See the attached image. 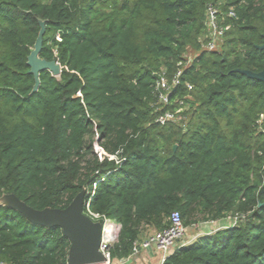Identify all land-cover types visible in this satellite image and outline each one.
Returning a JSON list of instances; mask_svg holds the SVG:
<instances>
[{
  "label": "trees",
  "instance_id": "obj_1",
  "mask_svg": "<svg viewBox=\"0 0 264 264\" xmlns=\"http://www.w3.org/2000/svg\"><path fill=\"white\" fill-rule=\"evenodd\" d=\"M208 5L227 27L218 51L201 49ZM40 23L60 74L33 91ZM263 44L264 0H0V198L65 209L83 191L85 215L120 226L113 261L172 212L184 226L243 215L163 264H264V83L240 73L264 70ZM162 70H181L167 104ZM69 245L0 204V262L66 264Z\"/></svg>",
  "mask_w": 264,
  "mask_h": 264
},
{
  "label": "water",
  "instance_id": "obj_2",
  "mask_svg": "<svg viewBox=\"0 0 264 264\" xmlns=\"http://www.w3.org/2000/svg\"><path fill=\"white\" fill-rule=\"evenodd\" d=\"M43 33L44 26L40 23V31L26 61L29 73L33 75L35 82L33 91L38 87L40 72L48 71L54 77L60 74V67L55 61H46L39 57ZM259 48H264V44ZM240 73L264 83V70L258 73L249 71H240ZM83 196V191L77 194L65 209L35 210L12 194L2 195L0 204L18 211L32 224L45 228L59 227L70 244L66 264H95L104 260L99 251L101 222L94 221L83 213Z\"/></svg>",
  "mask_w": 264,
  "mask_h": 264
},
{
  "label": "built area",
  "instance_id": "obj_3",
  "mask_svg": "<svg viewBox=\"0 0 264 264\" xmlns=\"http://www.w3.org/2000/svg\"><path fill=\"white\" fill-rule=\"evenodd\" d=\"M228 16H234L233 12H229ZM204 25L206 28L205 40L201 42V49L206 51H218L222 45V37L224 31L227 29L222 28L219 24L218 10L212 5H208L205 11ZM191 61V57L186 58L187 64ZM181 70H178L176 74L169 81L165 76V71L162 70L157 76L154 85V93L157 97V101L161 104L168 103V97L172 93L179 81ZM188 90H191L190 85H186ZM181 104V103H180ZM183 112V109L176 108L173 112L167 111L158 117L157 122L163 124L168 121L175 122L178 120V115ZM94 221L98 216L93 215ZM227 219V220H226ZM224 221L225 226H234L238 222L244 219L243 215L235 214L232 217H227ZM214 222V221H211ZM109 226L111 235L106 236L105 227ZM119 224H116L108 219L101 221V237L99 244V251L104 257V260L95 264H116L111 255L109 248L115 242L117 234L119 232ZM213 230V232L223 228ZM188 244L186 241V228L183 224L182 218L178 212H172L168 218V225L162 230L154 231L151 234L146 235L142 239H138L132 247L130 257L137 256L141 251L157 252L160 255L159 264H163L166 257L177 247ZM0 264H5L0 262Z\"/></svg>",
  "mask_w": 264,
  "mask_h": 264
},
{
  "label": "rangeland",
  "instance_id": "obj_4",
  "mask_svg": "<svg viewBox=\"0 0 264 264\" xmlns=\"http://www.w3.org/2000/svg\"><path fill=\"white\" fill-rule=\"evenodd\" d=\"M187 57H193V53L189 52ZM95 151H100L98 145L94 142ZM233 215L229 216L232 217ZM227 220V219H226ZM221 221V220H220ZM226 223V222H225ZM218 221H201L198 218L192 220L191 224L185 225L186 228V241L187 243L193 242L198 236L203 234H211L213 230L218 229ZM148 235V233H147Z\"/></svg>",
  "mask_w": 264,
  "mask_h": 264
},
{
  "label": "crops",
  "instance_id": "obj_5",
  "mask_svg": "<svg viewBox=\"0 0 264 264\" xmlns=\"http://www.w3.org/2000/svg\"><path fill=\"white\" fill-rule=\"evenodd\" d=\"M219 228L225 227L226 223L224 220L218 221ZM153 230L147 229L145 230L142 235H140L139 240L144 238L147 233L151 234ZM160 255L157 252H148V251H141L137 256L128 257L125 259H121L119 261H114L116 264H159Z\"/></svg>",
  "mask_w": 264,
  "mask_h": 264
},
{
  "label": "bare ground",
  "instance_id": "obj_6",
  "mask_svg": "<svg viewBox=\"0 0 264 264\" xmlns=\"http://www.w3.org/2000/svg\"><path fill=\"white\" fill-rule=\"evenodd\" d=\"M105 234H106V236H110L111 235V230H110L109 226L105 227Z\"/></svg>",
  "mask_w": 264,
  "mask_h": 264
}]
</instances>
